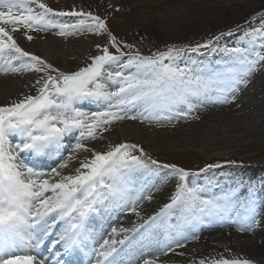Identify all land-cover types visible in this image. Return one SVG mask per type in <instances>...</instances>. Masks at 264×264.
Returning <instances> with one entry per match:
<instances>
[{
  "label": "snow or ice",
  "instance_id": "1",
  "mask_svg": "<svg viewBox=\"0 0 264 264\" xmlns=\"http://www.w3.org/2000/svg\"><path fill=\"white\" fill-rule=\"evenodd\" d=\"M57 17H74L75 22L54 25L52 21ZM5 25H11V30ZM21 26L25 30L22 35L28 41L34 39L29 32L47 33L54 27L58 28L57 34L61 36L88 31L97 35L106 34L108 41L103 45L96 44L99 54L90 57L91 63L67 72L25 51L12 35V32H19ZM223 35L195 47H170L167 51L143 55L138 50L123 51L122 47L132 49L134 46L119 41L110 32L107 17L92 11L76 8L56 10L45 0H0V53L20 62L10 70L43 73L34 85L38 86V95H27L19 102L0 106V264H46L41 248L50 235V229L60 221L67 225L61 237L64 250L60 255L71 254L87 236L89 217L101 210L105 201L117 195L123 197L130 190L138 191L133 185L136 173L149 164H158L150 157L145 159L147 154L141 145L127 142L109 146L107 151L87 149L92 153L91 158L81 162L75 175L66 176L62 175V170L68 166L67 159L49 172H41L25 164L21 153L27 152L38 159L62 153L69 138H102L101 134L108 132L114 122L124 119L159 120L161 117H154L151 113L161 109L171 111L179 103L187 104L191 111L193 99L198 101L201 97L206 98L225 90L235 99L234 93L246 75L254 71L255 65L264 62V56L250 52L247 47H220ZM228 35L233 33L229 32ZM243 38H251L254 47L256 39H264V29L246 31ZM110 47L115 52L110 51ZM201 49L222 52L242 71L229 70L207 75L197 73L196 68L190 66L196 63L191 60V54L203 55ZM181 60L183 63H180ZM113 65H117L119 70L108 71ZM126 69L130 71L125 72ZM102 80L113 81L115 90H108L107 85L101 83ZM89 103H103L106 107L103 111H82L83 105ZM138 105L143 106V111L139 115H129V110ZM181 115L186 118L187 113ZM172 118L163 117L166 120ZM85 148V144L79 141L75 143V150ZM133 152L139 154L134 155ZM71 158L69 156L68 159ZM221 166L208 164L197 171H190L177 165H159L169 169L177 180L176 190L169 203L159 213L144 220L143 224L120 231L139 233L145 225L151 227L159 217L165 216L180 203L188 206L186 211L189 214L192 208L202 205L200 213L206 212L221 218L234 215L233 223L239 232L255 233L264 223V217L256 210L257 187L254 184L245 186L246 194L236 205L232 201L238 195L239 185H234L216 200L202 198L201 190L189 185V177H200ZM151 198V195L138 191L136 198L129 201V210L139 216L137 209L140 201ZM116 231L112 229L113 233ZM192 238L198 237L194 235ZM128 239L127 235L120 240L105 239L99 256L107 261L117 252V246L123 245ZM186 240L187 237L181 236L171 244L165 243L159 255L174 252L173 244L175 248L186 246V243H182ZM20 244L28 245L29 251L35 254H10L9 250ZM56 264H61V260L57 259ZM145 264H155V261L146 260ZM198 264H206V260L200 259ZM211 264L257 262L250 258L222 256L213 259Z\"/></svg>",
  "mask_w": 264,
  "mask_h": 264
},
{
  "label": "rangeland",
  "instance_id": "2",
  "mask_svg": "<svg viewBox=\"0 0 264 264\" xmlns=\"http://www.w3.org/2000/svg\"><path fill=\"white\" fill-rule=\"evenodd\" d=\"M45 2L56 10L68 11L72 8H76L77 10L83 9L85 11H92L94 14L107 17V25L110 32L114 34L119 41L134 46L132 49L122 47V50L125 52H134L138 50L143 55H151L157 52L167 51L170 47L187 49L213 40L214 37L223 33V38L219 42L220 47L225 45L228 47H247L250 52L259 53V55L264 56V39H256L253 47V42H250L251 38H243V33L246 31H252L257 28L264 29V0H181L178 6H175L178 11L177 13L173 14L171 10L169 11L167 9L164 13V10H162L159 12L160 14H166L167 11H169V13H167V21H163L164 19L161 20V18L160 20H158L159 18L153 19L156 23L137 16L136 11L134 10L135 14L128 6L127 7L132 13H130V11L125 13L123 11L121 12L119 9L117 10L115 6H102L100 8H96L93 4L94 7L89 5L90 7L86 8L85 6H80L74 3L75 5H71L69 8H65L62 5L60 6L61 8H59L50 3L49 0H45ZM130 2L132 1L130 0ZM144 2L147 1L145 0ZM119 6H122V2ZM135 6L138 7L137 4H135ZM62 20L64 23L75 22L74 17H62ZM21 28H23V26H21ZM229 32L233 33V35L229 36ZM31 33L37 34L34 31ZM50 33H52L53 36L59 40L65 39V41H70L76 48H82L81 46L88 43L82 48L84 49V52L81 56L77 55L76 60L70 57L68 58L69 60L67 59L68 62L73 61L69 64V66H63L55 62L53 63L48 61L46 58L41 57L54 67L67 72L78 70L79 68L91 63L90 57L99 54L96 44L99 43L103 45L108 41V36L106 34L97 35L88 31H84L82 33L77 32L67 36L58 35V32ZM24 37L25 36L22 35V38ZM14 38L24 50L28 48L26 45L23 46L17 36H14ZM109 50L115 52L114 48L110 47ZM201 53H204L201 55L202 61L215 62L216 67L213 72L223 73L229 70L233 72L242 71L241 68L240 70H236V64L233 61H230L222 52H212L211 50L201 49ZM192 57L193 56L191 54V58ZM185 59H187V57H185ZM180 63H183V60H181ZM117 70H119L117 65H113L110 69H108V71L111 72H115ZM127 71L130 70L126 69L125 72ZM31 72L37 79L43 75V73ZM199 73L204 74L203 72ZM101 83H105L108 90H115L116 88L113 81L102 80ZM243 83L244 86L241 88L240 86L242 84H240L238 90L234 93L235 99L232 100L235 105L237 104V108H233L232 106V108L229 109H224L223 107L218 108V111L223 114L225 113L223 117L231 115L234 118L239 119V123L242 125L240 129H244L245 131L243 135L247 136L244 141L248 145L243 148L241 147L238 150H230V154H214L213 152L202 150L163 149L160 148V146L155 145L153 142L151 143L154 145H147L139 140H135L133 137H128V139L120 143L127 142L141 145L144 152L147 154L145 159L150 157L151 160L158 162L157 165L149 164L147 170L151 169L152 171H158L157 169H159L158 174H160V178H162L161 174L163 172H168V175L172 178H175V176L169 169L159 167V165H177L190 171H197L208 164L222 165L221 167L209 170L200 177H189L188 182L190 186H195V182L202 180L205 189L208 185L219 188L213 193H200L202 198L216 200L223 193L230 191L234 185H238L228 172L231 170L236 171L244 180V184L239 185L240 187L237 188L238 195L233 198V205H236L238 201L243 198L246 194L245 186L251 183L257 187V195H261L257 196L256 210L258 205L264 207V137H261L262 134L251 135V130L249 131L250 128H256L260 125V119L264 121V62H260L255 65L254 71L246 75ZM37 87L38 86L34 88L30 95H38ZM226 87L227 86H225V89ZM217 94H220L218 97L221 99H223L225 95L230 96L232 99V95L226 90L223 93ZM25 96H27V94L20 98L9 100L4 104H0V106L10 105L13 102H19ZM105 107V104H102V108L97 111H103L105 110ZM176 107L184 111L186 106L178 104ZM236 109L239 112L237 115L235 113ZM131 112L132 109L129 110L128 114L131 115ZM240 116H242V118ZM258 116H260L259 122H251L252 119H255ZM196 120L197 121H195L194 124H199L200 122L198 119ZM127 121L135 120L124 119L114 122L111 126ZM209 121L211 120L206 119L202 125L198 126L204 129L209 124ZM114 145L115 144H113V146ZM133 154L138 155L139 153L133 152ZM69 156H72V152H69L65 158H69ZM69 160L73 159L71 158ZM58 165L56 167H58ZM175 182L177 183L176 178ZM174 187L175 188L172 192H170V194L175 192L176 186ZM167 199L162 203L167 202ZM259 199H261V201H258ZM261 217H264L263 213ZM263 226L264 223H262V227ZM262 234L257 232L255 237L251 235L243 236L242 243L239 242L240 248L237 247L238 244L231 242V246H227L224 249L221 248L219 250L221 253H219V251L216 253L206 252V254L202 256V259L211 263L213 259H220L222 256L227 258H250L255 260L257 264H264V234ZM205 235L210 236L207 232H205ZM227 238L232 241L229 234ZM249 238L252 242H249L247 244L248 246H246L245 241ZM226 249L230 250V252L226 251ZM233 254H235V256H233ZM198 261V259H192L187 261V264Z\"/></svg>",
  "mask_w": 264,
  "mask_h": 264
},
{
  "label": "bare ground",
  "instance_id": "3",
  "mask_svg": "<svg viewBox=\"0 0 264 264\" xmlns=\"http://www.w3.org/2000/svg\"><path fill=\"white\" fill-rule=\"evenodd\" d=\"M131 1L132 2H130V0H49L50 3L59 8H61V5L65 8H69L71 5L75 4L85 6L87 8L93 6L94 4L96 8H100L102 6H115L119 9V11H123L124 13L129 11L132 13L130 10L132 9L133 11H136L137 16L148 21L150 20L153 23H156L153 19L157 18H159L158 20L161 18V20L164 19L163 21H167V13H169L170 10L173 14L177 13L178 11L175 6H178L181 2V0H146L147 2H144L145 0ZM121 2L122 6H119ZM135 4H137L138 7L135 6ZM166 9L169 11L164 14ZM162 10H164V13L160 14L159 12ZM5 27L10 30L12 28L11 25H5ZM24 31L25 30L20 29L19 32H12V35L17 36L23 46L26 45L28 47L25 51L31 52L35 55L46 58L50 62H55L63 66H69V64L73 62H68L69 57L76 60L77 55L81 56L84 52V49L82 48L88 44H84L81 46L82 48H76L70 41H65V39L59 40L55 38L52 33L48 32L40 34L29 32L28 34L33 35L34 39L32 41H28L25 37L22 38V33ZM192 56L191 60L196 63L195 65L190 66H194L197 73L203 72L205 75L213 73L216 67L215 62L202 61V56L195 53H193ZM8 61H10V63H0V104H4L9 100L20 98L25 94L30 95L34 88H36L34 85L37 78L31 71H12L10 69L18 66L20 62L12 60L11 58ZM243 86L244 83H242L240 87L242 88ZM223 99L224 101L227 100V102L217 104L221 99L216 93H214L206 98L201 97L198 101L193 99L191 111H189L188 105H186V109H184V111L174 107L171 111L161 110L158 114L153 115L154 117H161L159 120L153 119L151 121H142L138 119L135 121L120 122L118 125L111 126L108 132L102 133V138L98 136L97 139L82 140L81 143L86 146V148L82 150H75V143L79 140L76 139L80 138L75 137L69 143L72 144L70 148L73 147L74 149L71 156L73 160H69L68 158L63 159V161L66 159L68 160V166L62 170V175L66 176L76 174V169L80 168L81 162L91 158L92 153L87 151V149H92L96 152L105 151L109 149V146L125 141L128 137H133L135 140H139L147 145H150L152 144L151 142H153L155 145L160 146V148H168L171 150H202L213 152L214 154H230V150H238L241 147L243 148L248 145L244 141L247 136L243 135L245 130L240 129L242 125L239 123V119H236L231 115L223 117L225 113L223 114L218 111L219 107H223L224 109L232 107L237 108V104L235 105L234 101H232L233 99H231L228 95H225ZM87 108L89 109V107ZM91 112L93 111H88V113ZM181 113H187L186 118L181 115ZM235 113L236 115L239 113L237 109L235 110ZM133 114L139 115L140 112H134L132 115ZM166 116H171L173 118L171 120L163 119V117ZM240 117L242 118V116ZM259 117L260 116L252 119L251 122H259ZM196 119L200 122L199 124H194V122L197 121ZM206 119L211 120L206 128L203 129L198 126L202 125ZM249 131L251 135L262 134L261 137L263 138L264 121L260 119V125L256 128H250ZM53 167L56 166L52 165L51 168ZM157 170L159 171V169ZM158 171H152L151 169L141 171V182L143 183L141 187L145 186L144 190H146L143 191V194L151 195L152 198L151 200L142 199L140 201L137 209L140 213L139 216L129 210V201L136 198L139 191L138 189V191H135L131 195H124L123 197L119 196L120 200L116 199L118 203H116L114 208L110 211V214H107V217H109L106 229L111 231L112 237L120 239L119 236H122L123 238L126 233L121 232V229H131L134 225H138L141 220H144L146 216L151 215V212L160 207L162 202L171 196L170 192H172L175 188L174 186L177 184L175 182V178L168 175V172H163L161 175H164V177L162 176L161 180ZM228 172L230 173L229 175L236 181V184H244V180L236 171L231 170ZM195 186L201 190L200 193L205 194L213 193L216 189H219L215 186L211 187L210 185H208L205 189L202 180L195 182ZM46 195H51V193H47ZM258 201H261V199ZM257 210L260 216L262 213L264 214L263 206L258 205ZM234 220L235 218L232 215H228V221L226 223H216L215 225L217 227H212L214 229L207 232L210 236L201 232H197V234L193 233L190 240L187 242L189 244H186V246L181 248H175L173 244L174 252H169L167 255H159L164 243L160 244V240L156 239L154 242H149L140 252L133 254V258H126V264H132L140 260H153L155 261V264H160V262H164V264H186L187 261L192 259H202V256L205 255L206 252L216 253L221 248L224 249L227 246H231L232 243L238 244L237 247L240 248L239 245L242 243L243 236L251 235L255 237L257 232L261 234L263 232L264 234V226L258 227L255 233H241L237 230V225L233 223ZM113 228L117 230L116 233L112 232ZM228 234L232 238V241L227 238ZM194 235L198 238L193 239L192 237ZM249 242H252L250 238L245 241L246 246H248L247 244ZM22 249H26V246L22 247ZM23 252L30 251H18L16 253L18 256H23ZM219 253H221V251H219ZM129 259H131V261Z\"/></svg>",
  "mask_w": 264,
  "mask_h": 264
}]
</instances>
